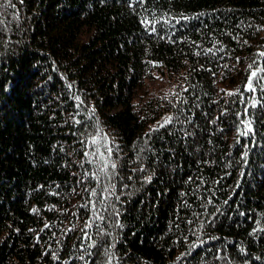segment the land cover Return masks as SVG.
Listing matches in <instances>:
<instances>
[{"label":"trees","instance_id":"1","mask_svg":"<svg viewBox=\"0 0 264 264\" xmlns=\"http://www.w3.org/2000/svg\"><path fill=\"white\" fill-rule=\"evenodd\" d=\"M261 52L264 0H0V264H264Z\"/></svg>","mask_w":264,"mask_h":264},{"label":"snow or ice","instance_id":"2","mask_svg":"<svg viewBox=\"0 0 264 264\" xmlns=\"http://www.w3.org/2000/svg\"><path fill=\"white\" fill-rule=\"evenodd\" d=\"M21 2H23V0H21ZM152 30L155 31V28H153ZM209 51H211V50L209 49ZM259 55H260V56H264V52H261ZM251 67H252V66L249 65V68H251ZM259 72H264V69H260ZM254 80H256L257 82L264 81V75H259V74H258V71H251L250 74H249V78H248V80H247V83H246V85H245V88H246L247 91H249V92H255V91H256V87H254V83H253ZM257 86H259V87H261V88H264V83H258ZM185 90H186V89H185ZM228 94H229V95H233L234 93H228ZM253 106H255V104H254ZM170 121H171V118H169L168 120H166L165 123H170ZM163 126H164V125H161V127H163ZM250 131H252V128H251V124L249 123V124L247 125V130L244 131L243 133H240V134H241V135H244V136H247L248 133H249ZM93 143H95V140L93 141ZM107 151H108L109 153H111V152H112V149H111V148H108ZM245 155H247V154L245 153ZM105 167H106V165H105ZM112 167H113V168L116 167L115 163L112 164ZM93 195H95V193H93ZM98 218H99V219H103V217H101V216H98ZM90 226H91L90 224H86V227H90ZM84 238L91 240V237H89V236L87 235V233H85ZM88 247H89V248H94V247H96V242H95V241H92V242L89 244ZM88 254L91 255L90 252H89ZM104 255H105V256H108V255H109V251H108V248H107V247H104ZM80 259H84V256H81ZM106 264H111V261H110V260L107 261Z\"/></svg>","mask_w":264,"mask_h":264}]
</instances>
